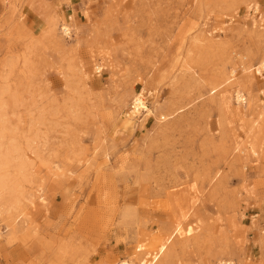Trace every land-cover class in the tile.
<instances>
[{
  "label": "rangeland",
  "instance_id": "obj_1",
  "mask_svg": "<svg viewBox=\"0 0 264 264\" xmlns=\"http://www.w3.org/2000/svg\"><path fill=\"white\" fill-rule=\"evenodd\" d=\"M263 59L264 0H0V264H264Z\"/></svg>",
  "mask_w": 264,
  "mask_h": 264
},
{
  "label": "bare ground",
  "instance_id": "obj_2",
  "mask_svg": "<svg viewBox=\"0 0 264 264\" xmlns=\"http://www.w3.org/2000/svg\"><path fill=\"white\" fill-rule=\"evenodd\" d=\"M260 66L262 68H264V59L261 61V64ZM132 110H131V114H138L140 111H144L147 109V102H146V97L142 94V93H139L137 94L133 100H132ZM161 251V250H160ZM157 257H154L152 261H155ZM151 261V263H152ZM149 263V264H151ZM120 264H132L131 261H127V260H123L120 262ZM218 264H232V262L230 261H220Z\"/></svg>",
  "mask_w": 264,
  "mask_h": 264
},
{
  "label": "built area",
  "instance_id": "obj_3",
  "mask_svg": "<svg viewBox=\"0 0 264 264\" xmlns=\"http://www.w3.org/2000/svg\"><path fill=\"white\" fill-rule=\"evenodd\" d=\"M131 108H132V106H131ZM133 109V108H132ZM132 264H134V263H132Z\"/></svg>",
  "mask_w": 264,
  "mask_h": 264
}]
</instances>
